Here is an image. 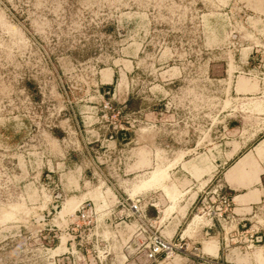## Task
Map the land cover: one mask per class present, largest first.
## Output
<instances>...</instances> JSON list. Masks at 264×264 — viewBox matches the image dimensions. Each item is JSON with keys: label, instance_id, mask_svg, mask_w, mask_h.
I'll use <instances>...</instances> for the list:
<instances>
[{"label": "rangeland", "instance_id": "374dc122", "mask_svg": "<svg viewBox=\"0 0 264 264\" xmlns=\"http://www.w3.org/2000/svg\"><path fill=\"white\" fill-rule=\"evenodd\" d=\"M261 3L0 0V264H89L91 258L104 264L108 248L99 240L107 231L99 225L115 219L97 210L110 200L104 191L113 186L100 162L116 169L119 160L102 156L99 145L124 143L129 137L123 140L121 133L140 125L129 112L130 100L124 102L126 89L137 98L132 107L141 97L148 111L164 114L167 126L157 140L168 147L157 153L167 168L148 173L144 188L161 184L173 199L182 177L172 176L169 160L203 157L204 149L220 140L218 112L232 108L230 92L216 81L222 64L249 43L248 36L264 51V14L253 17L246 8ZM258 60L261 65V56ZM109 68L116 72L114 90L104 94L101 73ZM207 155L213 160L215 150ZM69 171L88 173L82 178L90 181L89 191L98 187L100 203L68 204L77 185L68 186ZM220 189L214 178L186 224L204 227L214 213L213 221L223 227L224 256L237 248L225 256L228 261L264 264V213L237 229L227 217L216 216L215 191L229 197ZM118 192V205L128 212L137 200ZM251 235L260 241L251 243ZM189 255L185 247L184 254L147 264H190Z\"/></svg>", "mask_w": 264, "mask_h": 264}, {"label": "crops", "instance_id": "0c3cea01", "mask_svg": "<svg viewBox=\"0 0 264 264\" xmlns=\"http://www.w3.org/2000/svg\"><path fill=\"white\" fill-rule=\"evenodd\" d=\"M246 8L254 12L253 17L264 14V3L257 9ZM248 37L249 43H242L236 49L235 58L222 64L220 77L216 78L230 92L229 103L232 106L230 111L218 112L217 118L221 119L220 140L213 145L209 144L204 149L203 157L183 155L173 161L169 160L175 169L172 176L175 177L178 173L182 177V183L177 180L179 183L177 192L172 193L173 199H169L161 184L156 183L155 190L144 188L150 182L148 173L160 165L161 171L167 168L164 158L160 159L157 153L168 147L157 140V134L167 126L164 114L154 115L148 111L149 105L141 101V97L139 104L132 107L137 98L126 89L124 102L130 100L129 112L140 125L135 130L121 133V139L122 136L129 137L124 143L107 141L104 144L100 142L99 145L105 153L102 156H117L119 160L116 169L106 165L107 160L100 162L105 164L103 168L108 170L113 186H107L104 191L110 200L106 205L97 203V210L101 215L112 214L115 219L99 225L100 231H107V237L99 240L101 247L108 248L106 260L102 259L104 264L148 262L145 251L140 249L146 239L140 233L137 236L139 221L118 205V197L122 196L119 190L127 201H139V206L145 212V222L155 228L164 239L181 240L186 250L192 251V255L186 259L190 264H237L227 259L230 255H235L237 248L227 250L229 255H225L227 258L224 256L226 244L219 220L209 221L204 227L192 228L190 224H186V217L197 209L204 194H207L206 188L214 178L219 183L221 192L231 199L234 226L237 229L239 226H248V223L254 222L264 213V73L261 71L264 69V51L258 47L260 44ZM260 56L261 65L254 61H260ZM115 73L111 68L104 69L101 73L100 83L104 94L114 90ZM212 150H215L213 160L207 157V152L210 155ZM69 173L71 175H65L68 186L77 183L75 193L69 194L67 198L71 207L78 208L87 200L100 203L98 187L89 191L87 186L90 181L82 178L88 176V173L73 175L69 171L67 174ZM157 194L164 201L162 208L160 202H157ZM89 264H98V261L91 258Z\"/></svg>", "mask_w": 264, "mask_h": 264}, {"label": "built area", "instance_id": "2783aa9c", "mask_svg": "<svg viewBox=\"0 0 264 264\" xmlns=\"http://www.w3.org/2000/svg\"><path fill=\"white\" fill-rule=\"evenodd\" d=\"M215 191L216 197H217V203L219 207L217 208V211L219 213H216V216L218 218H224L227 217L230 223L235 222L234 221V215L232 213V203L231 199L229 197H226L224 195H221L220 192ZM128 211L130 212L131 216L135 217L139 221V233L142 235L147 236V242L144 245L145 255L146 259L150 262H156L159 257H165L170 258V256H179L180 254H184L185 247L182 244V241H168L157 234V231L153 229V227L145 222V212L141 209L139 206V201L132 202L129 207ZM210 216L209 220L210 222L213 221L215 218L214 213L209 214ZM85 214H81V218H85ZM251 243H257L260 240H258V237L255 235H251Z\"/></svg>", "mask_w": 264, "mask_h": 264}]
</instances>
